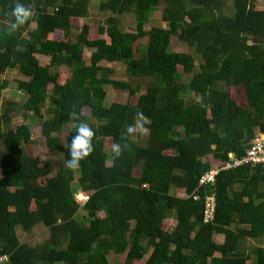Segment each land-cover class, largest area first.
<instances>
[{
	"label": "trees",
	"instance_id": "16d2710c",
	"mask_svg": "<svg viewBox=\"0 0 264 264\" xmlns=\"http://www.w3.org/2000/svg\"><path fill=\"white\" fill-rule=\"evenodd\" d=\"M90 1L20 0L33 5L34 16L9 35L17 0H0V23L6 22L0 24V76L19 69L27 78L19 83L29 95L23 114L42 121L49 154L63 155L54 167L25 154L32 130L8 127L15 104L7 103L0 113V255L9 256L3 264H109L112 253H125L117 264H264V244L242 245L244 238L264 243V167L221 171L213 187L198 189L199 200L191 196L210 169L205 159L241 158L264 133V8L256 9L254 0H231L230 13L225 0H101L98 9L107 17L92 38L88 24H77ZM158 8L167 27L145 30ZM131 12L135 30L122 31L118 16ZM143 38L146 50L135 56ZM172 41L189 51H172ZM37 55L49 63L43 66ZM103 62L124 64V80ZM8 86L0 78V97ZM107 86L136 101L108 105ZM48 101L52 119L44 117ZM84 109L95 121L80 116L96 132L95 150L70 171L63 145L80 120L69 113ZM138 111L150 119L149 132L132 138L131 150L113 161L105 140L120 142ZM79 192L88 197L83 205L75 200ZM208 193L215 196V216L203 223ZM38 226L50 231L49 239L20 241L18 228L32 235Z\"/></svg>",
	"mask_w": 264,
	"mask_h": 264
},
{
	"label": "rangeland",
	"instance_id": "374dc122",
	"mask_svg": "<svg viewBox=\"0 0 264 264\" xmlns=\"http://www.w3.org/2000/svg\"><path fill=\"white\" fill-rule=\"evenodd\" d=\"M226 1V7H224V11L226 13L231 12V0H225ZM101 2V0H91L89 4V11L86 15L85 18L80 19V21L77 23L79 27H81L82 24H88L90 26V36L92 38H97L99 37V33L97 31V28L99 25L105 22V19L107 17V14L101 10L98 9V4ZM254 5L256 9H263L264 8V0H254ZM161 8L156 9L152 14L150 15V23L144 25L145 30H150L152 27H161V28H166L167 25L163 23L161 19ZM118 19L120 20V29L125 32H134L135 30V19H134V14L128 13L124 14L122 16H118ZM4 24L6 23L5 21H1ZM78 34V31L73 32V38L76 37ZM147 43V38H143L140 41V46L138 53L135 56H139L141 53L143 54L146 50L145 46ZM171 50L175 52H187L189 49L187 46L179 44L178 42L172 41L171 43ZM90 51H87L85 53V59L88 61V58L90 56ZM37 58L39 59L40 63L45 66L49 63L50 58L44 57L41 55H37ZM196 65L199 64L198 58H195ZM102 66H107L110 67L114 70V78L119 79V80H124L125 76V65L120 64V63H101ZM178 71L181 72L182 68L179 66ZM60 81L63 82L65 80V68L61 67L60 70ZM1 79H7L9 81V86L2 92V95L0 97V113H3L6 108H7V103L11 102L14 103L15 105L11 106L12 111H11V121L8 125L9 128H14L16 129L19 126H24L28 125L31 130H32V139H33V144L32 145H27L25 146V154L28 156L32 157H39L43 163H46L48 161H51V163L58 164L62 162L63 160V155H50L48 152V149L46 148L44 139L41 136V120H37L33 118L31 115H24L23 112L24 110L22 109L24 104L28 101L29 95L26 91L20 89L19 83L23 80H27L26 77H24L19 69L16 70H9L5 74L0 76ZM122 78V79H121ZM184 80H187L186 77L183 78ZM105 90H107V104L109 105L112 102H118V103H125L127 101L130 102H135L136 97H129V95L126 93V91H117L114 90L111 86L105 87ZM144 91V90H143ZM236 92V98L241 101L242 98V91L241 89H238L235 91ZM53 104L51 102H47L45 105V119H52L53 117V111H52ZM84 115L87 116L88 122L89 123H94L95 121L91 119L88 116V110L84 109L83 110ZM111 139H106L105 140V152L108 154V156L111 154L110 152V147H111ZM212 162V160H210ZM213 163V162H212ZM211 163V164H212ZM54 172H56L55 168L52 170V174L50 176H54ZM1 173V172H0ZM140 174V168H137L134 171V175L138 176ZM175 189H172L171 192L173 193ZM181 195L184 197V194L182 193H177L176 195ZM75 199L78 201L81 199L79 196V193L75 194ZM83 213L82 211H80ZM171 222H169L170 224ZM18 236L20 238L21 242H29L32 245H37L39 243H42L46 241L47 239L50 238V231L48 229H45L43 227L36 228L33 231L32 235H29L25 233L21 228H18ZM263 241L256 240V239H248L244 238L242 240V245L243 247H254L256 245H263ZM147 256L144 257V259ZM125 258V253L122 254H110L108 255V263L109 264H117L122 261H124ZM135 264H143L142 261H137Z\"/></svg>",
	"mask_w": 264,
	"mask_h": 264
},
{
	"label": "clouds",
	"instance_id": "9594fccd",
	"mask_svg": "<svg viewBox=\"0 0 264 264\" xmlns=\"http://www.w3.org/2000/svg\"><path fill=\"white\" fill-rule=\"evenodd\" d=\"M34 7L32 4L21 3L17 0L15 6L8 14L14 19L7 24V32L12 35L23 27L34 16ZM84 115L81 111L79 114L76 111L69 113L73 120H80V116ZM150 124V119L142 112L138 111L132 124L125 126L124 131L120 134V142L112 143L110 147L111 158L113 161L123 156L125 151H130L131 146L129 141L132 138L145 136L149 132L147 125ZM96 132L89 123L80 120L76 125L75 135L72 136L70 143L63 145L69 149L70 159L65 162V167L70 171H75L80 168L81 161L88 158L94 152L93 140Z\"/></svg>",
	"mask_w": 264,
	"mask_h": 264
},
{
	"label": "built area",
	"instance_id": "2783aa9c",
	"mask_svg": "<svg viewBox=\"0 0 264 264\" xmlns=\"http://www.w3.org/2000/svg\"><path fill=\"white\" fill-rule=\"evenodd\" d=\"M249 165L251 167H264V133H257L250 142L249 147L246 149L245 154L241 158H233L230 156V160L227 162H215L210 166V169L204 172L198 179V188L191 195L193 200H199L198 189L200 187H213L217 175L221 171H226L241 166ZM81 199L79 204L83 205L88 197L87 195L79 192ZM216 201L213 193H208L203 198L202 209V222L210 223L214 220ZM9 261L7 254L0 255V264Z\"/></svg>",
	"mask_w": 264,
	"mask_h": 264
},
{
	"label": "crops",
	"instance_id": "0c3cea01",
	"mask_svg": "<svg viewBox=\"0 0 264 264\" xmlns=\"http://www.w3.org/2000/svg\"><path fill=\"white\" fill-rule=\"evenodd\" d=\"M207 162H209L210 163V166L212 165V164H214L215 162H217L216 160H214L212 157H208L207 159H205ZM210 160H212V162H210ZM212 163V164H211ZM175 193V191L172 193L171 192V194H174ZM177 196L178 197H183V196H181V195H178L177 194ZM169 222H171L170 223V225L171 226H174L175 224H176V222H175V220L174 219H171V221H169ZM248 239H250V238H248ZM214 240L215 241H217V242H222L223 241V234H215L214 235ZM151 247L150 248H148V250H147V252L145 253V256H148L149 255V253L151 252Z\"/></svg>",
	"mask_w": 264,
	"mask_h": 264
}]
</instances>
